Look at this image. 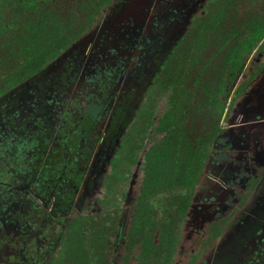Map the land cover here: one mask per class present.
<instances>
[{"label": "flooded vegetation", "instance_id": "1", "mask_svg": "<svg viewBox=\"0 0 264 264\" xmlns=\"http://www.w3.org/2000/svg\"><path fill=\"white\" fill-rule=\"evenodd\" d=\"M258 1L239 2L235 64L212 61L210 45L192 61L214 0H135L0 91V264H264V36L247 23L264 20ZM187 59L223 79L219 96L187 75L164 92Z\"/></svg>", "mask_w": 264, "mask_h": 264}, {"label": "trees", "instance_id": "2", "mask_svg": "<svg viewBox=\"0 0 264 264\" xmlns=\"http://www.w3.org/2000/svg\"><path fill=\"white\" fill-rule=\"evenodd\" d=\"M242 1L214 0L215 7L212 8L216 9L210 13L211 18L208 23L203 18L196 20L199 29L194 38L197 39L194 52L192 53L187 48L183 54L189 56L192 53L191 55H194L192 61L195 62L199 57L208 53L205 48L210 45L209 53L216 58L212 61L219 62V56L226 55L227 64L231 62L235 64L237 60L235 54H238L235 41L240 32V26H237L236 11L240 7L239 2L242 3ZM121 3L122 1L118 0H0V91L17 86L32 76L42 74L61 56L68 53L74 45H77L97 20L104 16L103 22L110 20L109 18L114 12L113 9ZM243 5L248 8L254 7L250 3ZM258 8L264 11V0L258 1ZM228 15L233 18L231 17V22L226 24L224 18ZM262 22L264 20L258 11L247 22L249 26L252 25L249 30L252 31L254 40L260 41L264 36ZM256 25L258 27H255ZM212 27L216 30L213 31L214 33H209V29L213 30ZM228 40L232 42L230 43ZM225 49L228 51L225 52ZM186 64H189L188 59L170 65L169 73L164 76L162 84L167 95H171L173 87L176 85L175 79H185L184 75H187L188 80L190 76L194 77V83L198 87L197 92L204 94L206 100L209 95H220L224 89L223 83H221L223 79L218 77L203 78V74L199 73L200 77L197 71L204 72L203 69L195 70ZM171 68L174 73L179 69L180 73L172 75ZM186 88L188 85H185ZM183 95L189 97L190 94L184 90ZM183 100V104L189 102L188 99ZM212 101L215 102L214 98ZM172 113L169 108L165 114L169 123ZM169 126L163 127L164 129L168 128L166 141L173 137ZM210 129L209 139L212 138L213 126ZM183 131L182 134H185ZM170 150L171 148L168 146L166 148H161L159 145L152 147L153 152ZM152 157L154 158L153 155ZM157 157L158 155H156ZM156 163L159 165L157 161Z\"/></svg>", "mask_w": 264, "mask_h": 264}, {"label": "rangeland", "instance_id": "3", "mask_svg": "<svg viewBox=\"0 0 264 264\" xmlns=\"http://www.w3.org/2000/svg\"><path fill=\"white\" fill-rule=\"evenodd\" d=\"M134 3H135V0H125L124 2H122V4H121V11H120V14L117 16V18L119 19V18H122L124 15H126V14H128V12L130 11V10H132L133 11V9H134V7L135 8H137V5H134ZM132 13V12H131ZM113 20H114V18H113ZM112 20V21H113ZM111 21V22H112ZM82 41V40H81ZM80 41V42H81ZM79 42V43H80ZM262 80H260V79H258V81H253L254 83V86L253 87H257V89L258 88H260L261 87V85L259 84L260 82H261ZM249 87L248 88V92H250L251 90H252V88L253 87ZM251 94V93H250ZM249 94V96L248 97H250L251 95ZM252 97V96H251ZM253 101H256V99L255 98H253ZM74 256V252H70L69 254L67 253L66 254V257L68 258V257H73ZM50 264H53L52 262H50Z\"/></svg>", "mask_w": 264, "mask_h": 264}, {"label": "water", "instance_id": "4", "mask_svg": "<svg viewBox=\"0 0 264 264\" xmlns=\"http://www.w3.org/2000/svg\"><path fill=\"white\" fill-rule=\"evenodd\" d=\"M75 46H76V45H74L73 47H75ZM73 47L70 49V51L73 49ZM70 51H69V52H70ZM69 52H68V53H69ZM68 53H65L63 56H61V57L56 61V63L59 62V61H60L64 56H66ZM50 68H52V66H50L48 69H50ZM48 69H47V70H48Z\"/></svg>", "mask_w": 264, "mask_h": 264}]
</instances>
